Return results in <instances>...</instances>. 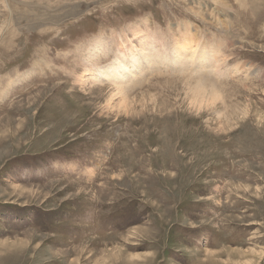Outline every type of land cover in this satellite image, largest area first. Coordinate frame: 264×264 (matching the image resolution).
I'll return each mask as SVG.
<instances>
[{
	"label": "rangeland",
	"instance_id": "obj_1",
	"mask_svg": "<svg viewBox=\"0 0 264 264\" xmlns=\"http://www.w3.org/2000/svg\"><path fill=\"white\" fill-rule=\"evenodd\" d=\"M139 31L233 74L111 99L89 73ZM0 264H264V0H0Z\"/></svg>",
	"mask_w": 264,
	"mask_h": 264
},
{
	"label": "bare ground",
	"instance_id": "obj_2",
	"mask_svg": "<svg viewBox=\"0 0 264 264\" xmlns=\"http://www.w3.org/2000/svg\"><path fill=\"white\" fill-rule=\"evenodd\" d=\"M142 33L143 31H139L134 34L137 41H140L139 48L133 46L132 42L122 47L124 41L120 39L112 63L89 73L94 80L105 79L115 84L112 85L111 99L119 98L121 101H126L127 94L125 91L127 90H123L122 85L129 84L130 77L138 75L143 69L151 70L153 68L166 67L183 71L190 68L191 72L195 74L205 73L213 74L214 76H222L223 73L233 74L232 71L227 69L222 71L221 67H219L220 56L216 50L206 54L204 48L193 47L192 40L183 38L176 40L177 42L172 47V51L168 53L164 46L160 47L159 43L148 37L147 34L140 36ZM159 48L161 53H159ZM190 77L195 81L191 88L193 97L191 102L197 108H203L217 98L216 91L209 85L212 84L209 80L194 78V76ZM195 79L198 80V83Z\"/></svg>",
	"mask_w": 264,
	"mask_h": 264
}]
</instances>
